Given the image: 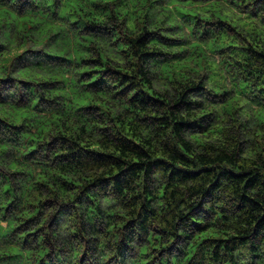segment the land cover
<instances>
[{
  "label": "clouds",
  "instance_id": "1",
  "mask_svg": "<svg viewBox=\"0 0 264 264\" xmlns=\"http://www.w3.org/2000/svg\"><path fill=\"white\" fill-rule=\"evenodd\" d=\"M0 14V264H264V0Z\"/></svg>",
  "mask_w": 264,
  "mask_h": 264
},
{
  "label": "trees",
  "instance_id": "2",
  "mask_svg": "<svg viewBox=\"0 0 264 264\" xmlns=\"http://www.w3.org/2000/svg\"><path fill=\"white\" fill-rule=\"evenodd\" d=\"M185 14L186 15H190L191 13H185ZM3 19H4L3 15L0 14V20H3ZM221 23H226V21H221ZM92 27L95 29V28L101 27V25L97 24V25H93ZM97 70H99V69H97ZM91 74H92L91 72L84 73V75H91ZM49 83H56V81H50ZM79 102L81 103V105L83 106V108L98 107L96 105L90 104L88 99H81ZM20 118H24V117H20ZM17 175H20V174L18 173Z\"/></svg>",
  "mask_w": 264,
  "mask_h": 264
}]
</instances>
